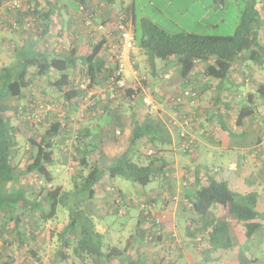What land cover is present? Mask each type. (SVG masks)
I'll return each mask as SVG.
<instances>
[{
    "label": "trees",
    "instance_id": "obj_1",
    "mask_svg": "<svg viewBox=\"0 0 264 264\" xmlns=\"http://www.w3.org/2000/svg\"><path fill=\"white\" fill-rule=\"evenodd\" d=\"M213 1L215 4L222 3V0ZM30 5L33 7L32 11H20L8 5L6 7L7 15L12 17L7 26L13 32L20 31L22 42L14 46L15 52L18 51L14 65L0 67V241L3 249L12 251L13 239H10V235L13 230L17 234L14 240L20 247L24 248L29 239L35 241L36 231L42 229L47 221L56 220L57 210L62 206L67 209V221L60 231L55 232L60 245L52 256L54 261L49 264H58L62 258L70 256L81 264H86L87 261L90 264H134L133 255H127V248L139 250L145 243L157 245L163 250L164 258L173 259L175 254H165L166 249L172 247V240L164 233L163 225L155 223L150 214L145 215L140 209L142 202L159 205L154 200L142 199L138 202L139 213L135 230L130 235V239L139 237L140 243L135 246L129 241L122 249L104 246L103 234L96 228V221L101 220L110 211L122 212L121 202L126 196L115 186L113 181L116 176H122L141 187L153 181L169 186L167 182L171 179L172 167L166 152L170 151L172 138L165 123L158 115H139L133 109V133L129 143L123 151L111 157L107 156L101 140L95 141L93 130L89 132L88 127H84L83 131L79 124L81 118L75 123L70 118L73 114L70 107L73 104L78 107L92 86L99 83L109 84L111 79L114 81L118 78L114 75L113 62L105 65L98 59L103 40L79 56L73 51L68 55L55 54L52 50L41 52L36 49L34 42L29 43L27 38L24 39V31H21L20 25L18 29L12 27L13 20L17 24L22 23L19 16L23 13L28 20L35 21L39 10L37 4ZM129 8H124V11L128 12ZM43 18L46 19L42 24V33L45 34L49 22L48 17ZM138 30L137 34V29L134 28L136 46L144 51L153 75L157 74L155 59L168 61L173 58L184 75L200 63L203 76L213 80L220 87L239 57L246 55L252 62L264 63V43L261 39L264 19L260 12V0H243L237 25L230 35L169 31L146 18L140 21ZM75 69L81 72L79 76L87 78L85 88L76 86ZM42 78L47 80V87L45 92L42 89L41 94L45 97L49 94V98L44 97L43 102L37 103L35 81ZM139 92L140 89L127 86L121 94L133 98ZM258 93L264 97V84L258 86ZM54 94L62 95V106L66 112L56 109L41 110L37 113L41 103L53 102L54 99L50 97ZM252 98L250 94L249 100ZM57 105L56 108L59 109ZM93 108H96V115L102 113L99 112L97 103H93L91 109ZM109 109L112 114L108 112L107 117L114 114V111ZM253 112L249 105L242 107L238 121ZM10 114L20 121L31 125L44 124L45 127V131L37 139L28 138L30 145L24 147L23 152L28 154L24 158L17 157L20 149L15 141L17 127L12 123ZM114 116L119 120L118 116ZM68 137L72 143L70 153L78 163L75 172L71 174L72 188L64 190L60 185L53 183L54 175L49 165L59 160L56 153L63 152L60 146L64 141H69ZM143 145L151 147V153L142 154ZM185 152L189 153L186 150ZM91 154L94 156L92 160ZM188 172L194 176L195 187L194 190H184V198L188 202L183 201V208L191 213V217L186 219L185 235L191 238L196 246L202 244L203 251L235 247L237 244L232 235V221L249 222L255 218L261 219L262 214L256 209L257 194L232 190L226 180L216 179V172L211 174L208 169L201 171L199 164H196L193 170L188 169ZM24 174L34 175L37 190L32 187L28 190L18 184L19 178ZM203 177L207 180L203 181ZM98 184L112 185L109 189L110 200L106 197L103 207L98 205V199L105 196L99 194L96 197ZM215 207L226 209L227 212L218 216L214 211ZM28 219L33 221L31 225L25 223ZM9 222L12 223L13 230L7 228ZM254 229L255 224L246 228V241L251 239ZM27 252H31V256L26 255L22 264H31V260L37 255L33 248H28ZM9 256L8 253L7 257ZM161 259L158 258L159 261ZM255 260V257H246L238 249L239 264ZM3 264H8V261L4 260Z\"/></svg>",
    "mask_w": 264,
    "mask_h": 264
},
{
    "label": "rangeland",
    "instance_id": "obj_2",
    "mask_svg": "<svg viewBox=\"0 0 264 264\" xmlns=\"http://www.w3.org/2000/svg\"><path fill=\"white\" fill-rule=\"evenodd\" d=\"M128 2L133 3L134 16H135L134 23H135V28L137 29V34L139 32L138 29L140 26V21L146 18L152 22L157 23L160 26L161 25L165 26L166 28L165 27L164 28L170 31L185 30V31H192V32L201 33V34L230 35L235 30V27L239 19V14L243 6V0H222L221 4H215L213 0H128ZM261 2H262V5H261L260 10H261L262 18L264 19V0H261ZM4 4L7 7V3H4ZM28 4L29 3L26 0H22V3H21L22 7H25ZM204 6H207L208 10H210V13L207 14L208 24L206 25H205V21H203L201 24H198L195 21L198 15L203 11ZM24 14L25 13L19 16L22 22L20 24V29L21 31H24L23 37L27 35V33H29L32 30V28L35 27V24L33 23V21H31L28 26H23L28 21V18L25 17L26 15ZM0 15H2L1 18H3L5 14L1 13ZM1 18H0V29H1L0 31L3 30V33L0 34L1 35L0 37H3V38H0V39H3V40L2 42H0V67L2 66L12 67L18 57L17 56L18 51L15 52L14 50V46H15L14 41L16 40V44L19 45L20 38H19V35H14L7 31L9 30L7 26V22L12 17H10V15H6L4 19H1ZM262 34H264V30ZM9 37H11V39ZM95 38L98 39L99 36L96 34ZM85 42H88V44L82 43L80 44V48L81 50H83V52L84 51L88 52L92 45L90 46L89 41L87 40ZM44 46L47 47L48 45L46 46V44L44 45L43 43H40L39 45H37V43H35L36 49L41 52H46L48 49L53 51L55 49L54 53L59 54L60 49H61L60 46H57V49L59 52H56V47H54V49L52 47L48 49H44ZM142 51L143 50L138 49V52L134 58V63H136V66L138 69L137 74L135 75L132 74L130 68L126 67L124 76H125V79L127 80L128 87L136 88L138 87V83H139L141 85V88L145 90L146 93L142 92L141 90L138 93V95L133 98H130L129 96H125L124 94H120L116 98H112L110 97L111 88L109 87V84L99 83L95 85V87L97 88L91 87L87 91V94L84 100L79 103L78 107H75L74 104L73 106L70 107V111L72 110L73 112L70 118H71V121L75 123V121H78L79 118L81 119L86 118L85 116L86 113L84 112L85 111L84 109L86 108L91 109L90 107H92V106H89L88 104L89 101H90L89 103L98 104L101 102V99L104 98V100L105 99L108 100L107 103H111L110 104L111 110L114 111L113 112L114 114L108 117L102 116L100 119V121H102L103 123L101 144H102V147L105 149L106 155L109 157L114 156L115 154L123 151L126 148L127 144L129 143L132 133H133V117H132L133 109L137 108L138 114L148 113L147 112L148 107L143 102V97L147 96L148 94V97L150 99L154 98V100L158 102L159 107H161L160 110L159 108L158 109L156 108V111L152 112V114L157 115L160 113L161 115H163V117L168 118L171 115L172 109H171V112H168L169 110L168 105H167L168 99L166 97L168 96L170 97L174 95L173 94L174 92L171 91L172 85L174 83L172 84L170 82L172 80H175V81L180 80L181 76L183 77L182 80H184L185 78V75L179 74L176 76V74L174 73L173 74L170 73L172 74L171 75L172 77H168V78L160 77L161 72H163L164 74L170 70V66H168L167 68L166 67L167 65L164 64L163 60H160V59H155V68L159 74L157 78L156 76H152L148 63L146 61L144 54H142L143 53ZM246 63L251 64V66H256V67L263 65L262 68H260L261 69L260 72L258 71L257 72L260 75L258 79L264 82V76H262V73L264 72V63L262 65H259L255 62H252L249 59H248V62L246 60H243V64L245 67H246L245 65ZM162 65L164 66L163 70H162ZM74 72L76 74L75 81L77 83L87 84L86 83L87 78H85L84 76L82 77L79 76L81 73L79 69H75ZM180 73L182 72L180 71ZM136 79H137V82H136ZM150 80L152 84L148 83ZM169 83L172 85L170 86ZM35 84H37V87L34 89V92L36 93L35 96H37L36 102H39V101L43 102L45 98H49L48 95L45 97L41 94L42 89H45L47 87V80L45 78H42L39 81H35ZM148 84L151 85V87H153V91H155V93H157L158 95H160V91L163 89V86H167V85L168 87L170 86L169 87L170 92L167 93L166 96H163V94L161 93L162 94L161 96L163 98L157 99L155 95H153V91L151 90V88L147 89L149 88ZM164 89H167V88H164ZM27 96H28V91H27ZM50 98L56 100L55 102H58L59 110L62 109L64 112H66L65 107L62 106L64 101H63V97L61 94H54ZM208 98H209V95L205 97L204 101L207 102ZM153 103L157 105V103L155 102ZM208 103L209 102L205 104H208ZM182 107H183L182 108L183 111L190 110L186 102L183 104ZM191 109L192 110L190 111H191V114L193 115L192 123L188 127H183V130L195 140V145H196L197 140L192 136L193 132L192 133L190 132L192 131V128H195V126L197 125L196 126L197 129L199 130L202 128L205 129L204 133H207V130H206L207 128H209L210 132L212 130L210 129V122L208 123V121L205 119L204 114L200 115V118L198 120V115H197L198 109H196L195 105L191 106ZM165 111L166 113L167 112L168 113L165 114ZM82 112L84 116L83 115L81 116ZM7 114L9 115V113ZM57 114H59V112ZM111 114L112 113H110V115ZM114 115L118 116L119 120H116ZM214 116H216L215 113L211 112L210 117L214 118ZM10 117H11L12 123L17 127V131L15 133V137H16L15 141H17L18 145L20 146V149L17 152V157L20 156V158H24L28 155L26 152H23L25 151L24 149L26 147H29L30 145L28 138L37 139L40 136V134L45 131L44 124H41V125L32 124L31 125L27 123L26 121L24 122V121L18 120V118L14 117L13 114ZM199 121H201L200 125H198L200 123ZM200 126H202V128ZM116 131H119V132L117 133ZM175 132L173 133V135L175 134ZM67 139L69 141L68 142L64 141V144L60 146V150H62L63 152L56 153L59 160L58 161L55 160L53 164L49 165V169L54 175V184L60 185L64 190H69L70 188H72L71 174L75 172V166H77V163H78L75 157H72L70 153L72 151V147H71L72 143L70 141V137H68ZM212 145L216 146V144L214 143H212ZM177 147H178V142L172 144L170 146V151L166 152V156L170 157V160L173 159V161L176 162L178 165V170H180L181 173L185 175L186 171L188 170H186L183 167L184 166L190 167L192 164H191L189 155L180 156L178 154L177 155L173 154V152H176V150H178ZM252 149L255 155L257 156L259 154L260 156L264 155V152H263L264 143L256 142L253 145ZM150 150L152 151L151 147H147L145 145L141 147V151H142L141 153L144 155L147 153H151ZM217 152L218 153H215V157L218 159L221 154V150L219 151L217 150ZM196 157L198 158V156ZM210 157H212L211 153H210ZM92 159L93 157H90V160ZM257 159H258L257 161L260 163V166L257 165V163H255L256 166L264 168V162H263L264 158L259 159L257 157ZM62 160H65V161L63 162ZM206 163L210 164V162H206ZM209 164L208 166L206 165L207 168L205 167V169H208L210 171ZM212 170L213 169H211V171ZM188 177L192 178L190 174H188ZM185 178L187 180V177ZM190 180L188 179L187 183L191 185V183L193 182H190ZM206 180L207 179L203 177V181H206ZM261 181L264 182V175H262ZM113 182L116 187L120 188V190L123 191V194L126 196V198L124 199V201L121 202L123 203V205L120 207L122 211L121 213L110 211L108 214L103 216L101 220L96 221L98 223L96 225L97 229L101 230L102 231L101 233L103 234L104 246L108 245L110 247L115 246V247L124 248L125 245H127L128 241L129 243L132 242V245L134 246L137 243H140V241L138 240L139 237L138 239L137 237H133V238L131 237L130 239V235L135 230L137 214L139 213L138 202H140L142 199L155 200L157 197H160V198L162 197L165 200L166 195L170 194L171 196V194H174L176 196L174 201L176 202L171 201V204L170 202H168L167 204V201H166V204H165L166 207L164 206L165 208L162 210L165 217L163 218V221L161 222L164 229L166 228V226L168 227L170 226L172 228L171 230H173L172 233L170 231H165L166 229L164 230V233H168V232L171 233L168 235L170 238L168 237L167 238L172 240V246L174 247V248L171 247L173 248V253H172L173 255L174 254L176 255L177 251L181 250L182 248H185L186 250H188V252L190 251L193 258L196 259L194 262L195 264H221L220 259H219L220 257L222 258L225 257V260L232 262L233 261L232 256H234L235 259L238 261V249H240L242 254H244L246 257H251V255H254V257L257 258L255 261L249 262L247 264H264V183L260 184L261 189L260 191L257 192L258 199L256 202V209L258 210V212L262 214L261 219L255 218L254 220H251L249 222H242L243 224L239 226L241 229L240 228L238 229L239 230L238 236L236 235L234 236V241L243 240V238L245 240H243V242L240 241L237 243V245L235 246L237 249L235 248L232 250H228V249L227 250L226 249L211 250V257L216 258L218 260L215 259V260L210 261V259L207 258L205 254L199 251L204 246L202 244L200 245L198 244V246H196L195 244H193L192 239L185 235V224L187 223L186 222L187 220L185 219H188V217L190 218L191 213H189L187 209H183V204L180 203V200L183 197V192L181 189L185 187V185H183L184 181H181V180L178 182L176 181L175 184L170 187H166L164 184H159L156 181H153L149 183L147 186L141 187L137 185L136 183L126 178H123L122 176H116ZM18 184L25 187L28 190L31 187L33 190L38 189V186L36 185V179L33 174H24L23 176L19 178ZM111 186H112L111 184H107L106 185L107 189H104V192L109 193L110 191L109 189ZM96 192H97L96 197L99 194H101L100 190H97ZM170 196L168 197L170 198ZM67 215H68L67 209L65 207L60 206L57 210L58 218H56L55 221L52 220L51 222H49L51 224H49L48 227L44 226V228L41 230V232L45 234L44 236H42V233H40V237L45 238V240L40 239L41 245L45 246V248L48 249L49 253L50 251H53L56 247H58V245H60L55 232L61 229L62 224L64 223ZM177 218H181V219L179 220ZM168 219H169V222H168ZM25 223L26 224L28 223V225H31L32 220L28 219L25 221ZM248 223H250L249 225L251 226L255 224V229L251 236V239L249 241H246L247 239L243 234L245 233L246 228L249 227ZM49 231H51V234H47ZM10 239H13V232H11ZM123 245L124 247H122ZM144 247L148 248L152 246L149 243L148 244L145 243ZM196 248H198L199 250H197ZM159 250H162V249L158 247L156 251H159ZM9 257H10V263H12L14 261V253L10 254ZM161 260H164V259L162 258ZM170 260L178 261V258L176 256ZM228 263H225V264H228ZM66 264H81V262L79 260H76L74 257H72L70 258V262H67ZM86 264H90V262L87 261Z\"/></svg>",
    "mask_w": 264,
    "mask_h": 264
},
{
    "label": "crops",
    "instance_id": "obj_3",
    "mask_svg": "<svg viewBox=\"0 0 264 264\" xmlns=\"http://www.w3.org/2000/svg\"><path fill=\"white\" fill-rule=\"evenodd\" d=\"M26 1L32 5L37 4L39 13L35 21H33V23L35 24V27L32 28V30L29 33H27V35L24 36V39L27 38L29 43L34 42V44L37 43V45H39L40 43H43L44 45L46 44V46L48 45L47 47L44 46V49H48L51 47L54 49V47H56V52H59L57 49V46H60L61 47L60 52H59L60 55H68L72 51L77 56L87 53L86 51L83 52V50H81L80 48V44L82 43L88 44V42H85L86 40L89 41L90 46L94 45L92 44L91 37L88 36L86 29L82 22V14H81V11L79 10L80 3L89 6L90 8L94 10V14L91 18L93 23H99L102 21H111L113 11H114V5H119L123 9V11H124V8L130 7L128 12L124 11V13L127 17L126 19H127L128 24L130 25V28L133 31L135 28V23H134L135 16H134L133 3L132 2L129 3L128 0H26ZM4 3L5 2H3V0H0V14L1 13L5 14L3 18H1L2 15H0L1 19H4L5 16L7 15V10H6V6ZM261 5H262V2L260 0V8H261ZM208 13H210V10H208L207 6H204L203 11L198 15L195 21L198 24H201L203 21H205V25L208 24L207 23ZM43 17H48L47 22H49V26L47 29L48 31L45 34L42 33V24L44 23V21H46V19H44ZM7 31L11 34L19 35V38H20L19 44H21L22 36L19 33L11 32L12 30H7ZM182 31H185V30H182ZM188 32H192V31H188ZM1 33H3V30L0 31V34ZM115 35L116 34L114 31L111 35V38L115 37ZM0 38H3V37H0ZM9 38L11 39V37ZM261 39L263 41L262 43H264V34L261 35ZM2 40L3 39H0V42H2ZM101 40H103L102 37L99 39V41ZM14 44L15 46H17L16 40L14 41ZM138 49L140 48L137 47V49L135 50L134 58L138 52ZM49 50L50 49H48L47 51ZM54 51L55 49L53 50V53ZM142 52H143L142 54H144L146 61H147V57L144 51ZM98 59L100 63H104L105 65H109V63H112L110 52H108L106 46H104L103 43H102L101 51L98 55ZM243 60H246L248 62V58L246 57V55L239 57L235 61V63L231 67L229 76H227L226 80L220 87H218L217 84L214 83L213 80H210L209 78L203 76L202 65L200 63H198V65L196 64L193 70L185 74L184 80H182L183 77L181 76L180 80H176V81L172 80L170 82L172 84L174 83L173 85L169 83L170 86L172 85L171 91H173L174 92L173 94L175 95L180 91L181 87L185 86L186 79L193 81L195 90L197 92V97H196L197 105L195 106H196V109H198V114H197L198 120L200 118V115L204 114L205 119L208 121V123L210 122V129L212 130L210 132L209 128H207L206 129L207 133H204L205 129H203L202 126H200L202 129L199 130L196 128L197 126L196 125L195 128H192V131H190L191 133L193 132L192 136L197 140L196 145L193 148V151H191L190 153H186V152L184 153L178 149L176 150V152H173V154L174 155L178 154L180 156L189 155L192 165L190 167L184 166L183 168H185L186 170L188 169L193 170L194 166L196 164H199L201 167V171H202L205 169V167L207 168L209 164L206 162H210L209 164L210 172L211 174L213 172H216V174H214L216 179L226 180L228 182L229 187L236 192H239V193L255 192L258 195L257 192L260 191L261 189L260 184L264 183L261 181V177L262 175H264V168L259 167L260 163L257 161L258 160L257 157L261 159V158H264V155L262 156H260V154L258 156L255 155L252 147L256 142L264 143V97H262L258 93V86L260 84H264V82L258 79L260 77L258 72H260L261 70L260 68H262L263 65L259 64L262 66L256 67V66H251V64L246 63L245 64L246 67H245L243 64ZM163 63L167 65L166 66L167 68L168 66H170V70L168 71L169 73L166 72L163 74V72H161L160 77H165V78L172 77L171 75L173 73L176 74V76L179 74L184 75V73H180L179 66L174 62L173 58H170L168 61H163ZM133 67L138 71L136 63L133 64ZM163 67L164 66L162 65V70L164 69ZM150 72H151V69H150ZM158 74L159 73L157 72L156 75L152 74V76H156L157 78ZM262 76H264V72L262 73ZM148 83L152 84L151 80ZM92 87L97 88L95 86H92ZM148 87L149 88L147 89L151 88V90L153 91V87H151V85H149ZM169 87L168 85L163 86V89L160 91V95L155 93V91H153V95H155L157 99H161L163 98L161 96L162 94L163 96H166V94L170 92ZM164 88H167V89H164ZM45 91L46 90L44 89V92ZM142 92L146 93V91L143 89H142ZM250 94H252L253 96L251 101L249 100ZM208 95H209V98L207 102L209 103L205 104L207 102H205L204 100H205V97H207ZM146 97H148V94ZM170 97L168 96L166 98L169 99ZM150 100H151V103L153 102L157 103V105L153 103L152 106L157 109L159 108L160 110L161 107H159L158 102L154 100V98ZM107 102L108 100L107 99L104 100L103 98L101 99V102L97 104V108L99 107V112H102V113H99V115H96L97 113H95L96 108L95 109L94 108L84 109L85 110L84 112L86 113L85 114L86 118H82L81 120H79L80 122L78 121L83 131H84V127L85 128L88 127L89 132L93 130L92 133L95 136V141L101 140V135H102L101 133H102V127H103V123L102 121H100L101 117L102 116L107 117L106 115L110 113L109 108H111V105H110L111 103H107ZM167 105L169 108L168 112H171L172 108L168 102H167ZM246 105H249L253 109L254 112L248 117L243 118L240 121H238L241 108ZM135 110L138 111L137 108H135ZM211 112L215 113L216 116H214V118L210 117ZM167 113L165 111V114ZM140 114L142 115L144 113H140ZM82 115L84 116L83 112L81 113V116ZM157 115L158 117L161 118V120L164 123L169 118V117L168 118L163 117V115H161L160 113ZM201 121H199L200 123L198 125L201 124ZM169 133L172 138V144L180 142V138L178 137L177 131L175 132L174 135H173L174 132H169ZM212 143L216 144V146L215 145L213 146ZM217 150L218 151L221 150V154L218 159L215 157V153H218ZM210 153L212 154V157H210ZM196 156H198V158ZM91 157H94V156L92 155ZM171 163H172L171 164V167H172L171 175L172 176H171V179H169V181L167 182L169 185L168 187L173 186L176 181L178 182L181 180V181H184L183 185H185L184 188L186 189V191L190 189L194 190V187H195L194 176L190 174L188 171H186V174L183 175V173H181V171L178 170V165L176 162L173 161V159H171ZM255 163H257V165L259 166H256ZM211 169L213 170L211 171ZM188 174H190L192 178H189ZM185 177H187V180ZM188 179L189 180L191 179L190 182H193L191 183V185L187 183ZM184 188L181 189L183 192V197L181 196L182 199L180 200V203H183V201H185V198H184L185 189ZM96 189H99L101 194L105 195V197H102L100 200L98 199L99 201L98 203H100L98 205L99 206L102 205L103 207L104 205L103 202H106V197H107V200H110V197H109L110 194L104 192V189H107L105 184L104 186L98 184L96 186ZM168 196H170V194L166 195L165 200L162 197L161 198L157 197L154 201L157 204H159V206L166 207L165 205L166 201H167V204L168 202H170L171 204V201H174L175 200L174 197H176L174 194H171L170 198ZM214 211L218 216L224 215L227 212L226 209H222L218 207H215ZM177 219L180 220L181 218H177ZM52 220L55 221V219H52ZM52 220L47 221L44 224V226L48 227V225L51 224L49 222H51ZM66 221H67V217L64 223L62 224V227L64 226ZM168 222H169V219H168ZM97 224L98 223L96 222V225ZM241 224L243 223L232 221L233 239L235 235L238 236V232H239L238 229L240 228L239 226ZM44 226L42 227V229L44 228ZM9 227L12 228V230L14 229L11 222H9L7 228ZM169 227L166 226L165 228L166 230L165 229L163 230L170 231L172 233L173 230H171L172 228L171 227L169 228ZM42 229H39L36 231V238H35L36 240L34 241V240L29 239L28 244H25L24 248L20 247L18 245V242L14 240L17 234L13 230L12 231L13 232V245L11 247V250H12L11 252L7 248L3 249V245H1V241H0V255H1L0 264H3L4 260L8 261V264H22V261L24 260L25 256L30 255L31 253V252H27L28 248H33L35 250V253H37V255L31 260L32 261L31 264H49L53 262L54 258L52 256L56 253V250L59 247H56L53 251H50L49 253L48 249L45 248V246L41 245L40 239L45 240V238L40 237V233H42V236L45 235L43 234V232H41ZM98 231L102 232L101 230H98ZM170 232H168L167 234L165 233V234L169 235L171 234ZM245 233L243 234L244 236H245ZM47 234H51V231H49ZM243 240L245 239L243 238ZM243 240L234 241V242L237 244L240 241L243 242ZM151 246L152 247L147 248V247H144V245H142L140 246L139 250L136 248L133 249V248L128 247L127 255L129 256L131 254L133 255L132 260L134 261V264H157V262L158 264H195L194 262L196 259L193 258L190 251L188 252V250H186L185 248H182L181 250L176 252L178 261H172L169 258H164V260L159 261L158 258L160 257L161 254H163V250L156 251L158 247L157 246L154 247L153 245ZM122 247H124V245ZM235 248L236 247L228 248V250H232ZM196 249L199 250L198 248ZM136 250L138 251L136 252ZM199 251L205 254L206 257L210 259V261L216 259V258L211 257V250L203 251L202 249H200ZM8 253L9 254L14 253V261L12 263H10V258L7 257ZM251 256L254 257V255H251ZM70 258L72 257L70 256L68 258H62L61 261L58 262V264H66L67 262H70ZM232 258H233L232 262L225 260V257L224 258L220 257L219 259H220L221 264H225L228 262H229L228 264H239L234 256H232ZM255 259L257 258L255 257Z\"/></svg>",
    "mask_w": 264,
    "mask_h": 264
},
{
    "label": "built area",
    "instance_id": "obj_4",
    "mask_svg": "<svg viewBox=\"0 0 264 264\" xmlns=\"http://www.w3.org/2000/svg\"><path fill=\"white\" fill-rule=\"evenodd\" d=\"M4 2L7 3L10 8H16L20 11H26V9L32 11L33 9L30 4L22 7L21 0H5ZM79 10L82 14L83 25L88 36L91 37L92 44H96L97 42H99V39L102 37L103 45L106 46L108 52H110L112 62L115 65L114 75L115 77H118L114 81H112V79L111 81H109V87L111 88L110 97L116 98L128 86L127 80L124 76L125 68L129 67L132 74H137V70L133 67L134 55L136 50L134 31L130 28V25L128 24L126 19V15L119 5H114V11L111 21H102L99 23L92 22L91 18L94 14V10L89 6L80 3ZM32 20L33 19L28 20L23 26H28ZM19 25L20 24H17L14 20L12 21L13 28L18 29ZM114 31L116 35L115 37L111 38V35ZM96 34L99 36L98 39L95 38ZM84 84L85 83H76V86L79 88H85L86 84ZM136 88L140 89V91L142 90L139 83L138 87ZM196 97L197 92L195 90L193 81L186 79L185 86H183L177 94L171 96L168 99V103L172 107V112L170 117L165 121V124L169 132L177 131L178 137L180 138L178 149L182 152H184L185 150L191 152L193 146L195 145V140L183 130V127H188L192 123L193 115L191 114L190 110H192L191 106L196 105ZM89 102V106H92L93 103ZM143 102L148 107V113L156 111V108L152 106L153 103H151L149 97H143ZM185 102H187V106L190 108L189 111H183L182 109V106ZM56 105L57 103L54 101L48 102L46 104L41 103L37 108V113H39V111L41 110H59L58 107L56 108ZM116 132L118 133L119 131ZM185 201L188 202L187 200ZM164 208L165 207L156 205L154 203L142 202L140 204V209L143 211V213L145 215L150 214V216L154 218L155 223L157 224H161L163 218L165 217L164 213L162 212ZM173 248L166 249L165 254H172ZM162 255L163 254L160 255V258H164Z\"/></svg>",
    "mask_w": 264,
    "mask_h": 264
}]
</instances>
